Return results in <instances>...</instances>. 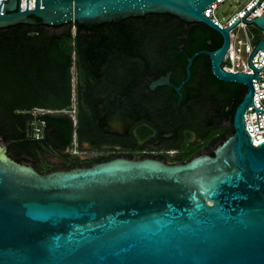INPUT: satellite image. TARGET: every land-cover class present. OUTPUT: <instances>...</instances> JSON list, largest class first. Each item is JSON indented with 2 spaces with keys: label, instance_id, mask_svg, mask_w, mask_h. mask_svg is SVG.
I'll return each instance as SVG.
<instances>
[{
  "label": "water",
  "instance_id": "1",
  "mask_svg": "<svg viewBox=\"0 0 264 264\" xmlns=\"http://www.w3.org/2000/svg\"><path fill=\"white\" fill-rule=\"evenodd\" d=\"M217 0H0V28L36 18L51 26L98 25L130 16L169 13L201 22L223 38L208 54L221 81L248 88L236 108L234 133L215 149L186 163L115 158L90 167L39 172L18 162L0 141V264H264V141L253 143L245 113L256 75L229 72L224 57L230 27L205 15ZM258 0L243 19L260 2ZM228 7L225 13L229 12ZM264 30V16L253 20ZM99 75L98 66L88 60ZM169 74L152 87L169 84ZM264 80V79H263ZM179 89V88H178ZM118 104L102 118L120 119ZM258 118V115H257ZM259 126V121H258Z\"/></svg>",
  "mask_w": 264,
  "mask_h": 264
},
{
  "label": "trees",
  "instance_id": "2",
  "mask_svg": "<svg viewBox=\"0 0 264 264\" xmlns=\"http://www.w3.org/2000/svg\"><path fill=\"white\" fill-rule=\"evenodd\" d=\"M168 17L181 22V50L177 53L182 58L183 73L193 53L215 50L223 43L220 33L205 23L187 22L169 13L149 14L146 26L136 31L121 28L118 33L114 32V22L123 19L89 26L77 22L51 26L36 18L35 24L0 28V141L8 145V154L18 162L33 164L43 154H58L71 145L75 129L70 112L72 69L76 67L80 76L92 50L100 47L107 49L109 59L117 65H127L139 54L160 56L164 48L163 26ZM148 36L153 39L147 46L144 39ZM191 69L206 72L208 96L221 115L215 120L227 118L232 135L236 108L248 88L217 79L208 54L197 56ZM36 110L39 112L35 113ZM36 125L42 127L40 138L34 134ZM226 139L224 135L216 137L214 146ZM42 168L36 169L41 173L53 169Z\"/></svg>",
  "mask_w": 264,
  "mask_h": 264
},
{
  "label": "flooded vegetation",
  "instance_id": "3",
  "mask_svg": "<svg viewBox=\"0 0 264 264\" xmlns=\"http://www.w3.org/2000/svg\"><path fill=\"white\" fill-rule=\"evenodd\" d=\"M148 15L114 22V32L121 28L136 31L149 23ZM163 27L160 56L139 54L127 65H117L109 59L107 49L92 50L81 75L77 74L76 87L72 83L75 129L71 145L58 154H43L31 165L39 170L52 166L54 171L90 167L115 158H153L176 164L215 154V138L230 137V123L227 118L215 120L221 115L208 96L203 69H191L190 79L181 85L187 78L177 53L181 50V22L168 17ZM145 39L147 46L152 43L150 36ZM88 60L99 65V75L89 68ZM169 72V84L152 87ZM116 104L122 117L116 121L102 118Z\"/></svg>",
  "mask_w": 264,
  "mask_h": 264
},
{
  "label": "built area",
  "instance_id": "4",
  "mask_svg": "<svg viewBox=\"0 0 264 264\" xmlns=\"http://www.w3.org/2000/svg\"><path fill=\"white\" fill-rule=\"evenodd\" d=\"M258 0H249L240 8H237L235 11L231 12L232 4H230L229 8V16L223 22L221 21L217 14L216 10L219 8L221 4H224L226 0H217L214 2L210 8L205 10V15L211 18L214 22L219 24L221 27H230L233 23L238 20L235 25L230 29V45L229 49L224 57V67L233 73L243 72L246 74L256 75L255 69L250 65V57L255 51L257 44L263 40L264 41V30L259 28L256 24L246 22L245 20H253L258 16H264V0H261L252 11L244 17L251 7L257 3ZM26 2L27 0H21V10H26ZM20 7V0H19ZM35 7V0H30V8ZM254 27L259 31L249 33L248 29ZM245 31V39L240 36V31ZM251 64L256 67L258 70L257 77H253V85H254V96L253 103L257 108L264 110V50L258 49L255 54L252 56ZM258 115V118H257ZM259 121V126H258ZM245 122L247 130L252 134L253 143L255 145H259L260 142L264 141V112L260 110L257 111L250 104L247 107L245 113ZM34 134L36 138H40L42 134V127L37 126L34 128Z\"/></svg>",
  "mask_w": 264,
  "mask_h": 264
},
{
  "label": "rangeland",
  "instance_id": "5",
  "mask_svg": "<svg viewBox=\"0 0 264 264\" xmlns=\"http://www.w3.org/2000/svg\"><path fill=\"white\" fill-rule=\"evenodd\" d=\"M248 1L249 0H226V2L224 4H221L219 6V8L216 10V14H217L218 18L224 22L230 14V13H225V10L230 6V4H232L231 12H233L237 8H240L241 6H243ZM248 31L250 34L252 32H257L256 34L259 33V31L257 29H255L254 27L249 28ZM240 36L245 39V31L244 30L240 31ZM72 76H73L72 77V83H73V88H74V87H76V84L78 81L76 67H74L72 69ZM74 110H75V105H73L72 110H70V112L72 114H74ZM38 112H39V110L35 111V113H38ZM54 160H57V159H54Z\"/></svg>",
  "mask_w": 264,
  "mask_h": 264
}]
</instances>
